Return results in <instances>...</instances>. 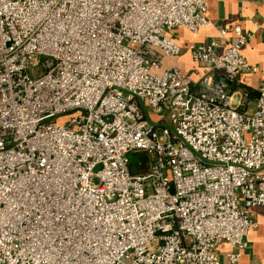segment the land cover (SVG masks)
I'll return each instance as SVG.
<instances>
[{"label":"built area","instance_id":"2783aa9c","mask_svg":"<svg viewBox=\"0 0 264 264\" xmlns=\"http://www.w3.org/2000/svg\"><path fill=\"white\" fill-rule=\"evenodd\" d=\"M210 23L207 0H0V264H240L264 206V82L233 89L251 34L196 45L197 81L166 64Z\"/></svg>","mask_w":264,"mask_h":264},{"label":"crops","instance_id":"0c3cea01","mask_svg":"<svg viewBox=\"0 0 264 264\" xmlns=\"http://www.w3.org/2000/svg\"><path fill=\"white\" fill-rule=\"evenodd\" d=\"M208 17L211 23L202 28L198 33L178 28L173 32V37L182 47L178 57L167 58V65H178L190 73L197 81L204 75V69L192 60L193 48L206 43L219 36V30L227 29V40L230 41L236 25L251 34L249 41L242 47V54L250 65L257 68L256 73H239L233 89L248 88L255 94L260 82H264V0H207ZM226 42H224L225 44ZM219 49V52L223 50ZM198 68L199 73L193 71ZM252 219L257 222V227L251 229L246 236L248 247L243 251L240 264H264V206H255L251 210ZM224 245V252L229 250Z\"/></svg>","mask_w":264,"mask_h":264},{"label":"rangeland","instance_id":"374dc122","mask_svg":"<svg viewBox=\"0 0 264 264\" xmlns=\"http://www.w3.org/2000/svg\"><path fill=\"white\" fill-rule=\"evenodd\" d=\"M38 75V74H37ZM33 76V75H32ZM146 108V112L152 122L155 123L156 119L150 113V110ZM129 157V170L132 175H141L150 172L151 169V157L146 151H132L128 155Z\"/></svg>","mask_w":264,"mask_h":264}]
</instances>
